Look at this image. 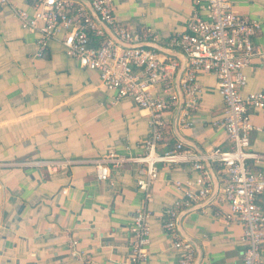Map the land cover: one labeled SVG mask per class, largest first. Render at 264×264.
Returning <instances> with one entry per match:
<instances>
[{
	"label": "crops",
	"instance_id": "obj_1",
	"mask_svg": "<svg viewBox=\"0 0 264 264\" xmlns=\"http://www.w3.org/2000/svg\"><path fill=\"white\" fill-rule=\"evenodd\" d=\"M230 2L238 16L260 23L240 94L264 92V0ZM31 3L15 0L13 8L0 4V264H83L70 256V241L95 264H128L130 228L140 208L149 213L150 226L144 264L178 263L182 252L174 249L173 233L194 242L192 264H243V228L237 221L224 223L229 207L218 201L225 175L217 164L209 163L208 172L215 198L176 209L184 201L178 184L201 180L193 168L198 152L232 147L221 126L225 107L216 77H198L199 108L188 117L187 127L180 125L181 111L164 116L157 154L177 144L183 148L176 163L156 165L158 179L146 194L136 183L146 177L137 159L144 156L143 142L150 137L149 112L129 99L115 101L97 72L81 69L64 54L62 34L39 55V35L23 29L14 15L17 9L32 13ZM205 8V0L112 2L118 25L142 38L143 48L175 60L177 73L185 59L171 40L186 30L194 10L205 19ZM151 91L160 97L162 87ZM176 117L178 137L173 132ZM250 120L255 130L249 152L257 159L245 166L264 175V110L252 112ZM108 154L124 162L117 168L108 164L110 179L100 182L97 162ZM54 163L61 168L51 171ZM256 203L264 211V196ZM169 209L178 210L171 234L161 223Z\"/></svg>",
	"mask_w": 264,
	"mask_h": 264
},
{
	"label": "built area",
	"instance_id": "obj_2",
	"mask_svg": "<svg viewBox=\"0 0 264 264\" xmlns=\"http://www.w3.org/2000/svg\"><path fill=\"white\" fill-rule=\"evenodd\" d=\"M15 0H0V4L13 8ZM32 13L14 10L20 26L39 35V55L49 41L62 34L64 54L78 62L81 69L97 72L103 88L113 94L115 101L129 99L139 109L149 112L150 137L143 142L144 156L137 159L146 168L144 180L137 181V189L147 194L150 185L158 179L156 165L174 164L182 151V144L159 155L157 146L162 141L166 124L164 116L178 109L179 95L175 79L179 64L160 53L141 47L142 38L119 26L112 10L113 0H29ZM206 18L194 10L186 30L171 40L186 58V66L179 80L183 106L180 125L188 126V117L199 108L198 77L212 74L217 79V91L225 110L221 126L232 147L230 151L211 149L196 158L193 168L201 174L196 184L189 181L178 184L184 201L176 203V209L206 204L213 195V187L204 162L217 164L225 175L220 190V203H226L229 212L224 223L229 226L237 221L243 228L240 242L245 246L243 264H260L264 250V211L257 205L264 196V175L249 170L245 163L257 156L250 153V134L254 131L250 117L252 112L264 110V92L241 96L246 85L243 70L255 56L253 40L260 30V23L238 16L230 0H205ZM94 13L95 20L90 12ZM117 40L115 42L113 38ZM161 85V96L152 89ZM108 154L97 162V179L109 181L110 169L124 161ZM26 165H43L27 163ZM51 171L61 168L58 163L49 164ZM148 198V195H146ZM178 211V210H177ZM177 211L165 210L162 228L173 233ZM149 213L138 209L130 228V254L128 264H144L148 261ZM174 249L182 252L177 264H192L194 248L176 234ZM78 243H68L69 254L83 264H95L91 257L77 249Z\"/></svg>",
	"mask_w": 264,
	"mask_h": 264
},
{
	"label": "water",
	"instance_id": "obj_3",
	"mask_svg": "<svg viewBox=\"0 0 264 264\" xmlns=\"http://www.w3.org/2000/svg\"><path fill=\"white\" fill-rule=\"evenodd\" d=\"M81 1H82L87 7H89V5H88L87 2H84L83 0H81ZM90 12H91L93 18H94L95 20H97V18H96V16L94 15V13H93L91 10H90ZM112 38H113V37H112ZM113 40H114L115 42H117V40H116L115 38H113ZM141 47H143V46L141 45ZM158 50H159V49H158ZM159 51L162 52L163 54L172 55V54H168V53H166L165 50H159ZM182 56H184V55H182ZM184 59H185V62H183V67H182L181 70L177 73V76H176V79H175V86H176V90H177L178 95H179V105H178V109H177V114L180 113V111H181V109H182V106H183V100H182L181 92H180V90H179V80H180V77H181V75L183 74V72H184V70H185V66H186V58H185V56H184ZM177 117H178V115H177ZM177 117H176V119H175L174 122H173V132H174L175 136L178 137V132H177ZM203 154H204V153H202V152H198V155H199V156H202ZM204 166H205V169H206L208 172H210V164H209V162H204ZM210 174H211V173H210ZM216 194H217V189L215 188L212 197L206 202V204H208L210 201H212V200L215 198ZM204 205H205V204H204ZM179 220H180V218H178V220H177V225L179 224ZM186 241L189 242V243L193 246V248H195V244H194V242H192V241L189 240V239H186Z\"/></svg>",
	"mask_w": 264,
	"mask_h": 264
}]
</instances>
